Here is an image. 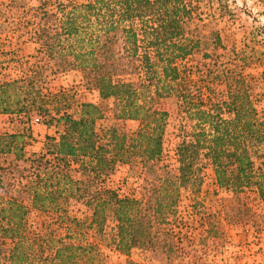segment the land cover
<instances>
[{
	"label": "trees",
	"instance_id": "1",
	"mask_svg": "<svg viewBox=\"0 0 264 264\" xmlns=\"http://www.w3.org/2000/svg\"><path fill=\"white\" fill-rule=\"evenodd\" d=\"M187 2L86 0L63 11L59 27L67 42L70 38L74 40L67 47L74 60L61 62L59 66L85 69L87 83L97 90L99 97L114 98V118L135 121L137 126L129 131L124 124L112 125L98 132L96 122L104 112L96 103L83 102L76 117L59 110L55 116H48L45 121L61 122L63 128L57 137H46L45 152L27 156L23 147L17 146L25 137L24 132L0 134V153H14L15 160L24 163L23 169H27L30 179L16 190L17 196L10 194L0 206V238L13 239L8 256L0 264H92L91 252L98 249L93 243L75 244L60 239L54 244L49 235L28 236L25 230L28 208L21 193L33 209L45 208L46 203L53 205L60 212L57 218L61 222L65 219L70 230H79L85 221L69 216L61 200L75 197L84 202L91 211L86 217L90 220L88 225L98 230L105 221V210H109L116 222L113 242L119 252L161 243L156 233L159 228L154 225L166 218L165 210L171 209L176 198H167L164 170L156 164L163 151L167 113L150 102L170 92L180 79V68H185L177 61L198 48V41L185 31V20L191 15ZM134 20L138 21L135 25ZM126 21L131 23L123 25L121 31L130 58L137 54L140 37L145 44L140 65L132 64L143 70L145 79L138 82L122 78L130 74L129 64L110 43V31ZM95 26H99L101 35L89 32ZM84 37L88 42L85 43ZM44 45L52 53L57 47L62 48V41L55 33L45 37ZM261 54L264 62V50ZM200 70V77L206 78L209 89L207 81L215 74L209 66ZM222 73L231 76L225 77L228 82L224 96L217 100L209 93L207 100L194 102L192 93L179 87L178 99L186 105L194 124L190 138L176 148L178 182L171 191L175 193L178 186L194 184L203 165H208L219 187L240 190L254 186L264 202V174H256L254 166L257 158L264 165V109L262 112L257 109L252 84L245 76L227 69L221 70L220 77H224ZM26 81L0 83V113L23 114L27 120L35 117L39 120L37 114H46L41 91L30 78ZM152 86L153 94L147 100ZM27 131L30 135L29 126ZM133 162H139L143 170L139 197L120 196L108 188L91 190L96 176L110 174L117 164ZM71 172L80 173L81 177L75 179Z\"/></svg>",
	"mask_w": 264,
	"mask_h": 264
},
{
	"label": "rangeland",
	"instance_id": "2",
	"mask_svg": "<svg viewBox=\"0 0 264 264\" xmlns=\"http://www.w3.org/2000/svg\"><path fill=\"white\" fill-rule=\"evenodd\" d=\"M86 0H0V83L11 80L34 82L43 96L46 114L42 112L27 120L25 115L17 113H0V134L22 133V140L17 143L23 147L26 155L45 152L47 136L57 137L62 124L48 123V116H55L56 110L78 116L83 102H92L101 106L104 115L96 122V130L101 132L112 125L122 126L129 131L137 126L135 121L122 122L114 118V98L101 99L90 84L87 83L86 70L67 67L61 69L59 64L74 60L68 51V44L73 43L62 34L59 19L63 11L71 5L85 3ZM191 8L189 19L185 20L188 36L198 41V48L183 60H178L180 79L169 93L151 100L154 106L166 111L163 151L156 164L164 170L167 191L170 200L176 203L166 209V218L154 227L161 243H154L148 248H133L128 253L119 252L114 247L113 237L116 222L109 210H105V221L98 230L89 226L91 211L87 205L75 197L61 200L69 216L85 222L79 230L68 229V223L58 219L60 212L53 205L33 209L26 195L22 199L28 208L25 216V230L28 236L49 235L52 243L61 239L71 243H93L96 252H91L92 264H257L259 254L264 250V202L257 188L246 187L240 190L219 187L208 165H203L194 184L178 186L177 192L171 191L178 182L176 148L183 140L190 138L194 121L191 120L186 105L178 99L182 89L189 90L191 100H213L224 96L226 78L222 73L240 72L246 81L252 84V96L256 98V107L264 109V62L261 52L264 50V0H188ZM47 14H53L49 16ZM94 21V18H92ZM137 20L133 24H137ZM131 22H122L118 28L111 30V44L115 52L128 62L125 80L138 82L145 79L140 65L145 52L142 37L138 41V51L132 58L123 43L121 27ZM99 26L89 32L102 34ZM47 31V33L45 32ZM58 33L62 48L49 53L44 45L45 37ZM85 43L88 39L84 37ZM124 46V47H123ZM78 49V47H75ZM125 48V49H124ZM132 64L134 66H132ZM209 66L213 79L200 77V69ZM237 70V71H236ZM231 80V79H229ZM27 82V81H26ZM154 87L148 91L153 94ZM45 121V122H44ZM30 127V135L27 128ZM262 159H255L256 174H264ZM24 163L15 160L14 153H0V206L10 194L26 185L29 181ZM73 178L80 173L71 172ZM86 178V176H85ZM143 182V170L139 162L117 164L110 174L96 176L91 190L111 189L120 196L135 195L139 197ZM69 232V237L67 234ZM13 246L10 237L0 238V261L4 262ZM87 262V261H86ZM87 264H90L89 262Z\"/></svg>",
	"mask_w": 264,
	"mask_h": 264
},
{
	"label": "built area",
	"instance_id": "3",
	"mask_svg": "<svg viewBox=\"0 0 264 264\" xmlns=\"http://www.w3.org/2000/svg\"><path fill=\"white\" fill-rule=\"evenodd\" d=\"M259 255L257 264H264V250H262Z\"/></svg>",
	"mask_w": 264,
	"mask_h": 264
}]
</instances>
